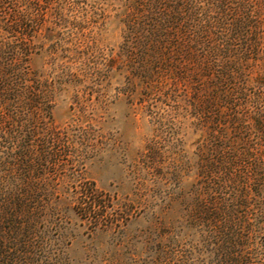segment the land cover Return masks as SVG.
Segmentation results:
<instances>
[{
    "label": "trees",
    "instance_id": "obj_1",
    "mask_svg": "<svg viewBox=\"0 0 264 264\" xmlns=\"http://www.w3.org/2000/svg\"><path fill=\"white\" fill-rule=\"evenodd\" d=\"M108 10L118 53L87 41ZM115 79L155 132L123 199L68 181ZM75 211L88 264H264V0H0V248L22 230V264H68Z\"/></svg>",
    "mask_w": 264,
    "mask_h": 264
},
{
    "label": "rangeland",
    "instance_id": "obj_2",
    "mask_svg": "<svg viewBox=\"0 0 264 264\" xmlns=\"http://www.w3.org/2000/svg\"><path fill=\"white\" fill-rule=\"evenodd\" d=\"M107 16L108 18H106ZM111 16L113 13L108 10L98 23L91 24L85 30L86 34H89L87 41L98 42L99 47H103L106 54L112 53L113 50L118 53L122 43L123 26L118 20L109 18ZM32 67L41 72L49 69L45 58L42 56L32 59ZM119 87L121 85L117 84L115 79L107 97L108 106L104 107L105 109L101 108L100 112L96 114V116H102L99 126L102 142H104L101 145L103 151L94 156L93 159L86 161L85 169L79 171L77 175H72L68 181L71 183L73 181L75 184L92 182L100 191L123 199L126 195L132 194L131 173L139 154L153 138L155 132L147 118L142 113H136V106L131 105L126 96L123 94L118 96ZM93 101L97 102L96 95L93 96ZM70 105L68 96L59 100L53 114L57 124L65 125L68 123ZM195 139L196 137L189 136L188 151H193L191 144ZM71 172L74 173V170L68 171L67 174L71 175ZM145 218L143 213L132 224L130 230L134 234L137 230L147 226ZM66 221L68 224L66 226L74 231L76 237L66 250L69 259L68 264H88L85 262V249L89 248L92 243L94 244V240L92 241L93 232L77 211L70 213ZM3 236H5L4 241L7 249L0 248V264H22V230L17 234H5ZM99 240L103 244H107L108 238L101 237ZM3 250L8 251V253L2 254Z\"/></svg>",
    "mask_w": 264,
    "mask_h": 264
}]
</instances>
